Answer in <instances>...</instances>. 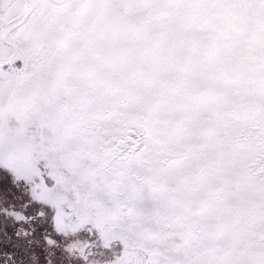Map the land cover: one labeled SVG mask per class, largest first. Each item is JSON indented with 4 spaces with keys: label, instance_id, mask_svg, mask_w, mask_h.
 <instances>
[{
    "label": "snow or ice",
    "instance_id": "1",
    "mask_svg": "<svg viewBox=\"0 0 264 264\" xmlns=\"http://www.w3.org/2000/svg\"><path fill=\"white\" fill-rule=\"evenodd\" d=\"M0 264H264V0H0Z\"/></svg>",
    "mask_w": 264,
    "mask_h": 264
}]
</instances>
